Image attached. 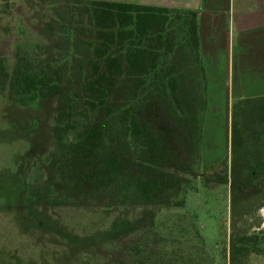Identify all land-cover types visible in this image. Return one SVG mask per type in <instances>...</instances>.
Listing matches in <instances>:
<instances>
[{
  "label": "rangeland",
  "instance_id": "obj_1",
  "mask_svg": "<svg viewBox=\"0 0 264 264\" xmlns=\"http://www.w3.org/2000/svg\"><path fill=\"white\" fill-rule=\"evenodd\" d=\"M86 4L87 0H0V264H175V259L177 264H264V207L258 208L264 195L243 199H251L247 216H232L233 199L252 191H241L248 178L231 172L237 103L223 105L227 89L222 88L213 121L202 127L200 151L213 162L210 165L186 134L191 118L187 102L177 120L158 98L143 109L164 137L167 157L174 158L158 170L188 181L181 191H165L155 205H122L117 184L92 185L77 169L63 177L51 164L59 131V95L23 103L6 77L16 66L31 64L54 75L65 90L80 93L73 47L77 41L95 40ZM173 59L180 64V52L175 50ZM171 62L170 57L167 72H175ZM132 90L128 78L122 79L108 101L122 105ZM74 113V129L60 124L70 132L67 142L83 138L104 120L102 110L90 112L83 97H77ZM139 162L143 165L144 160ZM138 163L134 159L126 166L128 177L158 176L155 166L145 171ZM183 201L184 207H175ZM233 243L246 248L243 254L233 256Z\"/></svg>",
  "mask_w": 264,
  "mask_h": 264
},
{
  "label": "trees",
  "instance_id": "obj_2",
  "mask_svg": "<svg viewBox=\"0 0 264 264\" xmlns=\"http://www.w3.org/2000/svg\"><path fill=\"white\" fill-rule=\"evenodd\" d=\"M85 14L95 40L77 41L73 47L75 59L81 62H77L80 93L65 90L54 75L31 64L16 66L13 74L7 75V82L23 103L33 102L39 96L59 95L56 119L59 131L55 132L50 158L63 177L77 169L92 185L117 184L122 205H155L165 191H181L188 181L158 170L167 162L174 163V158L167 157L164 137L145 118L143 109L152 98L162 102L172 120L181 119V113L186 112L184 103L189 104L191 118L186 134L196 153L201 152L207 79L200 55L197 13L117 0H87ZM175 50L180 52V64L174 63ZM170 57L171 64L176 65L175 72H167ZM125 78L133 93L122 105L109 102ZM77 97L84 98L90 112L102 110L104 120L92 126L83 138L67 142L70 132L65 133L60 124L74 129ZM231 150V172L248 178V185L241 183V191H252L250 196L233 199L232 216L236 219L249 214L246 205L249 200L264 195V97L234 105ZM134 159L137 163L144 160L143 165L138 164L145 171L155 166L158 176L128 177L124 170ZM258 177L261 178L257 184ZM175 207H184V201ZM261 207L264 203L258 208ZM231 247L233 256L243 254L246 249L238 248L236 243ZM131 250L139 252L138 247Z\"/></svg>",
  "mask_w": 264,
  "mask_h": 264
},
{
  "label": "crops",
  "instance_id": "obj_3",
  "mask_svg": "<svg viewBox=\"0 0 264 264\" xmlns=\"http://www.w3.org/2000/svg\"><path fill=\"white\" fill-rule=\"evenodd\" d=\"M138 4L197 13L207 79L203 128L218 112L222 88L227 89L223 105L229 107L264 97V0H139ZM201 155L210 165L204 151Z\"/></svg>",
  "mask_w": 264,
  "mask_h": 264
}]
</instances>
